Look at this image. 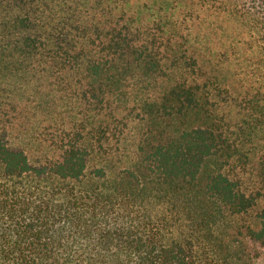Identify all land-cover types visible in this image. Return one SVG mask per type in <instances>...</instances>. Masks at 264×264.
Instances as JSON below:
<instances>
[{"label":"trees","instance_id":"16d2710c","mask_svg":"<svg viewBox=\"0 0 264 264\" xmlns=\"http://www.w3.org/2000/svg\"><path fill=\"white\" fill-rule=\"evenodd\" d=\"M0 264H264V0H0Z\"/></svg>","mask_w":264,"mask_h":264}]
</instances>
